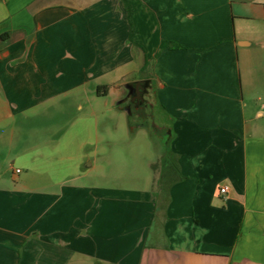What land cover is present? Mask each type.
<instances>
[{
	"label": "crops",
	"instance_id": "0c3cea01",
	"mask_svg": "<svg viewBox=\"0 0 264 264\" xmlns=\"http://www.w3.org/2000/svg\"><path fill=\"white\" fill-rule=\"evenodd\" d=\"M139 80L160 169L109 184ZM0 264H264V0H0Z\"/></svg>",
	"mask_w": 264,
	"mask_h": 264
},
{
	"label": "rangeland",
	"instance_id": "374dc122",
	"mask_svg": "<svg viewBox=\"0 0 264 264\" xmlns=\"http://www.w3.org/2000/svg\"><path fill=\"white\" fill-rule=\"evenodd\" d=\"M145 100L148 104L154 105V107L150 108L146 106V108L141 109V113H139L140 110L132 109L133 112L127 116L132 125L131 132L129 131V133H126L125 136L123 134V141L119 142L116 148L114 147L115 151L112 153V158L114 160L98 162L99 165H103V173L105 174L104 179H106V182L109 184L111 182L112 184H123L128 186L130 182H132V178L135 177L133 176L134 169L132 168V164L136 156H139L141 159L140 162L143 163V165L141 164V166L138 167V179L144 180L145 182L150 179V183L153 184L156 174L160 169L157 155L162 152V144H160L161 139L159 137H161L164 129H155L153 127L154 124L158 127L162 125L160 113L158 114L157 110L156 100L154 99L153 101V97L148 94L145 95ZM138 114L141 115L140 119H136ZM137 121L149 123V131L156 141L155 149L149 141L147 130H137L136 125L139 124ZM136 132L137 135H134ZM150 163L156 164L157 173L148 166ZM91 179H93V177Z\"/></svg>",
	"mask_w": 264,
	"mask_h": 264
},
{
	"label": "water",
	"instance_id": "95a60500",
	"mask_svg": "<svg viewBox=\"0 0 264 264\" xmlns=\"http://www.w3.org/2000/svg\"><path fill=\"white\" fill-rule=\"evenodd\" d=\"M148 86V80H139L131 84L124 85V87L128 89L129 94H132L133 92L136 93L137 97L135 99H131V102L136 101V105L142 103V101L144 100L143 96L147 92ZM124 111L127 115L131 113V109L129 107H127Z\"/></svg>",
	"mask_w": 264,
	"mask_h": 264
},
{
	"label": "flooded vegetation",
	"instance_id": "af4514ba",
	"mask_svg": "<svg viewBox=\"0 0 264 264\" xmlns=\"http://www.w3.org/2000/svg\"><path fill=\"white\" fill-rule=\"evenodd\" d=\"M147 93V92H146ZM145 93V94H146ZM144 94V95H145ZM130 95V97L127 99L128 100V102H127V104H126V107H129L130 109H131V112H132V108H133V110H140L139 111V113H141V109L142 108H146V106H149V104H148V102H146V100H143L142 101V103H140V104H138V105H136V101H133V102H131V99L132 98H136L137 96H136V93H132V94H129ZM144 97V96H143ZM128 105V106H127ZM150 107V106H149ZM141 116V115H140Z\"/></svg>",
	"mask_w": 264,
	"mask_h": 264
},
{
	"label": "trees",
	"instance_id": "16d2710c",
	"mask_svg": "<svg viewBox=\"0 0 264 264\" xmlns=\"http://www.w3.org/2000/svg\"><path fill=\"white\" fill-rule=\"evenodd\" d=\"M107 92V86L97 88L98 95H105ZM133 109V108H132ZM133 112V110H132Z\"/></svg>",
	"mask_w": 264,
	"mask_h": 264
},
{
	"label": "built area",
	"instance_id": "2783aa9c",
	"mask_svg": "<svg viewBox=\"0 0 264 264\" xmlns=\"http://www.w3.org/2000/svg\"><path fill=\"white\" fill-rule=\"evenodd\" d=\"M16 172H18V170ZM219 192H220V194L225 195L227 193V187L226 186H222L219 189Z\"/></svg>",
	"mask_w": 264,
	"mask_h": 264
}]
</instances>
